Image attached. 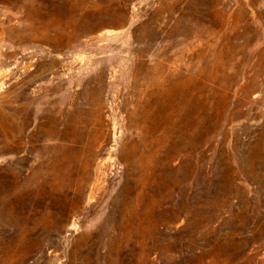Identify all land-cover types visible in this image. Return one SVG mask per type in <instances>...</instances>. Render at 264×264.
I'll return each mask as SVG.
<instances>
[{
  "label": "rangeland",
  "instance_id": "374dc122",
  "mask_svg": "<svg viewBox=\"0 0 264 264\" xmlns=\"http://www.w3.org/2000/svg\"><path fill=\"white\" fill-rule=\"evenodd\" d=\"M0 35V264H264V0H0Z\"/></svg>",
  "mask_w": 264,
  "mask_h": 264
},
{
  "label": "crops",
  "instance_id": "0c3cea01",
  "mask_svg": "<svg viewBox=\"0 0 264 264\" xmlns=\"http://www.w3.org/2000/svg\"><path fill=\"white\" fill-rule=\"evenodd\" d=\"M0 37H1V35H0ZM2 37H3V35H2ZM2 54V50H0V55Z\"/></svg>",
  "mask_w": 264,
  "mask_h": 264
}]
</instances>
